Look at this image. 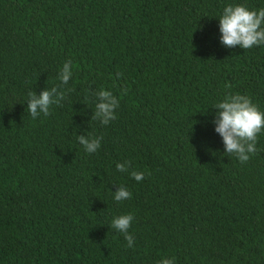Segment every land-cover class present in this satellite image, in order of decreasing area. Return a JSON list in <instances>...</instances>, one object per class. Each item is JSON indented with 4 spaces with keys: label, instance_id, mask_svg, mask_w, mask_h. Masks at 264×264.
Returning <instances> with one entry per match:
<instances>
[{
    "label": "trees",
    "instance_id": "16d2710c",
    "mask_svg": "<svg viewBox=\"0 0 264 264\" xmlns=\"http://www.w3.org/2000/svg\"><path fill=\"white\" fill-rule=\"evenodd\" d=\"M227 4L264 0H0V264H264V132L246 163L211 124L225 94L264 111V45L225 48ZM48 116L29 91L58 86ZM119 97L92 119L94 93ZM100 136L86 154L76 135ZM128 171H144L137 183ZM117 186L131 198L112 199ZM131 213L132 248L111 228Z\"/></svg>",
    "mask_w": 264,
    "mask_h": 264
},
{
    "label": "clouds",
    "instance_id": "9594fccd",
    "mask_svg": "<svg viewBox=\"0 0 264 264\" xmlns=\"http://www.w3.org/2000/svg\"><path fill=\"white\" fill-rule=\"evenodd\" d=\"M219 43L225 48L239 47L246 50L264 45V8L250 10L243 4H227L218 18ZM72 62L66 60L58 70V86L44 88L39 93L29 91L26 98V108L32 119L38 116H48L50 106L59 105L65 98L63 86L72 78ZM95 111L91 118L107 125L116 118L119 107V97L112 91L99 89L94 93ZM213 109L211 124L213 131L220 138L223 154L232 155L240 163H246L257 151L256 142L259 134L264 132V111H261L249 97L242 94H225L219 99ZM102 137L91 135H76V142L82 146L86 154H95L101 147ZM116 171L125 173L139 183L145 176L144 171L129 172V162L116 163ZM112 193L115 202L131 198V193L124 186H117ZM134 217L131 213L121 214L112 218L110 226L123 234L126 247L132 248L135 237L128 230ZM157 264H176V258L162 257Z\"/></svg>",
    "mask_w": 264,
    "mask_h": 264
}]
</instances>
